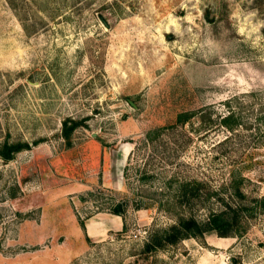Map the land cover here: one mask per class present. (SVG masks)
<instances>
[{
    "label": "rangeland",
    "instance_id": "374dc122",
    "mask_svg": "<svg viewBox=\"0 0 264 264\" xmlns=\"http://www.w3.org/2000/svg\"><path fill=\"white\" fill-rule=\"evenodd\" d=\"M263 199L264 0H0V264H264Z\"/></svg>",
    "mask_w": 264,
    "mask_h": 264
},
{
    "label": "trees",
    "instance_id": "16d2710c",
    "mask_svg": "<svg viewBox=\"0 0 264 264\" xmlns=\"http://www.w3.org/2000/svg\"><path fill=\"white\" fill-rule=\"evenodd\" d=\"M191 114L192 113L190 112L179 113L177 117V122H187ZM223 121L230 128H233L234 124L237 123L235 113L231 112L228 116L223 119ZM79 124V121L76 120H66L64 131L65 136L67 138H70L74 130L79 126ZM152 133H154V131H149L147 133V137L152 138ZM28 146L29 145L27 143H20L14 145L13 148L21 150ZM194 183L196 185L192 189H196L197 191L200 190L199 186L204 184L200 181H194ZM189 184L190 183H184L179 185V190L183 192L184 196H186L188 190H191L189 189ZM237 184L238 182L236 176L234 175L230 185L232 195L238 196V198L245 197ZM222 198L221 200L224 202V207L219 211L211 212L207 219L201 220L194 215H185L178 213L176 215V222L167 229H164L162 234L157 233L153 237L152 241L147 245V249L153 250L155 248L165 247L168 244H176L190 237L204 238L208 232H216L220 236H238L242 234V231L239 227V225L241 224V218L243 216L247 217L248 214H250L251 207L246 204L242 207L232 201L227 202L225 198ZM179 200L180 201L177 202L181 204L182 198H179ZM114 212L117 214L123 213L120 207H117Z\"/></svg>",
    "mask_w": 264,
    "mask_h": 264
},
{
    "label": "water",
    "instance_id": "95a60500",
    "mask_svg": "<svg viewBox=\"0 0 264 264\" xmlns=\"http://www.w3.org/2000/svg\"><path fill=\"white\" fill-rule=\"evenodd\" d=\"M131 103H132V104H134V102H133V101H131Z\"/></svg>",
    "mask_w": 264,
    "mask_h": 264
},
{
    "label": "bare ground",
    "instance_id": "6f19581e",
    "mask_svg": "<svg viewBox=\"0 0 264 264\" xmlns=\"http://www.w3.org/2000/svg\"><path fill=\"white\" fill-rule=\"evenodd\" d=\"M99 214V213H98ZM96 216V215H95ZM118 216H119V214H118ZM121 216V215H120ZM90 222V221H89Z\"/></svg>",
    "mask_w": 264,
    "mask_h": 264
}]
</instances>
